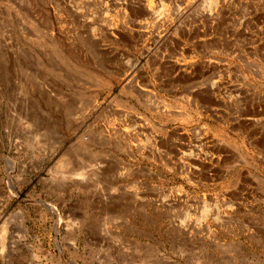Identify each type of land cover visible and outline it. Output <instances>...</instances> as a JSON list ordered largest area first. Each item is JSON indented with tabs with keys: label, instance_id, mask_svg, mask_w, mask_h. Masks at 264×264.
Wrapping results in <instances>:
<instances>
[{
	"label": "rangeland",
	"instance_id": "1",
	"mask_svg": "<svg viewBox=\"0 0 264 264\" xmlns=\"http://www.w3.org/2000/svg\"><path fill=\"white\" fill-rule=\"evenodd\" d=\"M0 264H264V0H0Z\"/></svg>",
	"mask_w": 264,
	"mask_h": 264
},
{
	"label": "bare ground",
	"instance_id": "2",
	"mask_svg": "<svg viewBox=\"0 0 264 264\" xmlns=\"http://www.w3.org/2000/svg\"><path fill=\"white\" fill-rule=\"evenodd\" d=\"M207 12V11H206ZM211 15V14H210ZM209 26V25H208Z\"/></svg>",
	"mask_w": 264,
	"mask_h": 264
}]
</instances>
